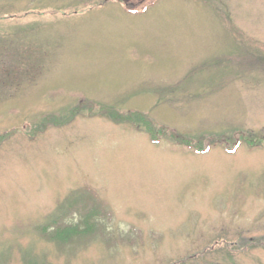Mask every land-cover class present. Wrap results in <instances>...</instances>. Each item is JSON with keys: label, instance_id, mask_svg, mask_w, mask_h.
Returning a JSON list of instances; mask_svg holds the SVG:
<instances>
[{"label": "rangeland", "instance_id": "1", "mask_svg": "<svg viewBox=\"0 0 264 264\" xmlns=\"http://www.w3.org/2000/svg\"><path fill=\"white\" fill-rule=\"evenodd\" d=\"M142 8L0 0V264H264V0Z\"/></svg>", "mask_w": 264, "mask_h": 264}, {"label": "trees", "instance_id": "2", "mask_svg": "<svg viewBox=\"0 0 264 264\" xmlns=\"http://www.w3.org/2000/svg\"><path fill=\"white\" fill-rule=\"evenodd\" d=\"M93 214H97L96 216L98 217L99 215H102L103 212L99 211V213L95 212ZM92 216H93V218H95L94 217L95 215H92ZM95 228H96V224L88 225L87 228L83 231V235L85 233H87V232H94ZM47 231H48L47 228L43 229V232H44L43 233L44 235H42L43 237L46 236L45 234L47 233ZM80 234L81 233H80L78 228L69 227V228H66V230L63 229L61 231H58V234H57L58 236L57 237H51L50 236L49 239H53L54 238L56 240H59L60 242H63V244L68 245V244H70V242L73 240L74 237H76V236H78Z\"/></svg>", "mask_w": 264, "mask_h": 264}, {"label": "flooded vegetation", "instance_id": "3", "mask_svg": "<svg viewBox=\"0 0 264 264\" xmlns=\"http://www.w3.org/2000/svg\"><path fill=\"white\" fill-rule=\"evenodd\" d=\"M147 1L148 0H131L128 4H125V7L129 11H138L139 6L144 8V3Z\"/></svg>", "mask_w": 264, "mask_h": 264}, {"label": "water", "instance_id": "4", "mask_svg": "<svg viewBox=\"0 0 264 264\" xmlns=\"http://www.w3.org/2000/svg\"><path fill=\"white\" fill-rule=\"evenodd\" d=\"M131 0H123L125 4H128Z\"/></svg>", "mask_w": 264, "mask_h": 264}]
</instances>
